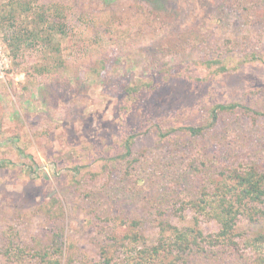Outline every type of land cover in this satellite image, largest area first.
<instances>
[{
	"label": "rangeland",
	"instance_id": "obj_1",
	"mask_svg": "<svg viewBox=\"0 0 264 264\" xmlns=\"http://www.w3.org/2000/svg\"><path fill=\"white\" fill-rule=\"evenodd\" d=\"M227 41L228 70L201 63ZM0 53V264H21L6 258L9 240L32 247L56 225L63 263L70 244L97 262L110 247L99 233L108 217L121 234L132 229L121 218L138 221L148 243L173 226L214 233V220L196 225L194 209L166 201L178 180L168 165L202 151L198 159L223 153L231 166L264 169V0H0ZM217 103L245 108L219 112L203 136L157 134L205 124ZM130 134L131 154L115 161ZM238 226L244 236L264 231L263 220ZM221 253L236 259L198 253L192 264H261L252 249Z\"/></svg>",
	"mask_w": 264,
	"mask_h": 264
},
{
	"label": "trees",
	"instance_id": "obj_2",
	"mask_svg": "<svg viewBox=\"0 0 264 264\" xmlns=\"http://www.w3.org/2000/svg\"><path fill=\"white\" fill-rule=\"evenodd\" d=\"M113 24L115 27L118 25L115 22ZM28 32L31 35L34 33ZM10 36L11 38L8 39L15 41L16 45L17 41L19 42V35L15 33ZM229 43L227 41L226 47L225 45H215L216 57L203 59L201 63L206 67H211L212 64L216 65L215 71L217 72L228 70V67L223 63V56L224 50L230 52L229 49L232 48ZM241 44L240 42L239 47ZM249 58L255 59L254 52L250 55L245 53L239 62H246ZM137 90V86L126 88V91L132 94ZM239 107L245 108L239 103H217L211 108L209 119L205 124L179 126L166 131L158 128L156 131L161 137L176 130L184 131L191 137L203 136L207 130L215 126L219 112ZM134 138V134L124 138V151L115 157V161H118V158L124 159L131 154ZM181 146L183 149L180 152L185 151L188 147L184 143ZM203 147H206L203 152L210 148L207 145ZM211 149L213 150L214 147ZM201 152L185 154L186 158L181 160L183 165L177 163L174 166L173 163L168 165L173 171L174 179L178 178V180L176 179L170 184L169 190L172 187L173 193L168 196L166 201H174L176 211H181L185 207L194 209L196 215L193 218L196 225L203 219L214 220L218 224V230L206 235L201 229L192 226L180 228L173 226L169 229V235H165L163 233L166 229L162 228L157 241L148 243L144 234L139 232L138 221L129 219L122 222L121 218L119 224L127 222L132 227L130 231L121 234L116 230L118 222L114 221L118 220V217H108L105 221L109 224L102 225L99 233L103 232L111 241L108 242L110 247L102 248L101 259L91 264H192V261L196 260L195 254L198 253L201 254V257L197 259L200 262L206 259L228 262L230 259H236L233 255H222L221 252L226 253L229 247H233L235 251L238 248L252 249L257 253L258 262L264 264V231L252 236H244L241 230L236 231L239 229L240 221L246 219L249 223L264 221V169L250 162L246 165L239 163L237 166H231L226 164L223 153H202L203 158L199 157L198 159ZM198 162L201 164L200 166ZM208 164L219 167L215 178L206 177L203 174V168ZM125 172L129 173L127 169ZM159 174L163 175L161 170H159ZM63 236V227L56 225L54 232L46 240L42 243H35L32 247L19 244L15 246L9 240V245L4 250L6 258L10 262L19 261L21 264H86L81 260L79 253L74 252L71 244L68 246L69 254L63 263L65 255Z\"/></svg>",
	"mask_w": 264,
	"mask_h": 264
},
{
	"label": "built area",
	"instance_id": "obj_3",
	"mask_svg": "<svg viewBox=\"0 0 264 264\" xmlns=\"http://www.w3.org/2000/svg\"><path fill=\"white\" fill-rule=\"evenodd\" d=\"M0 56H2V53H0ZM1 58V57H0Z\"/></svg>",
	"mask_w": 264,
	"mask_h": 264
}]
</instances>
